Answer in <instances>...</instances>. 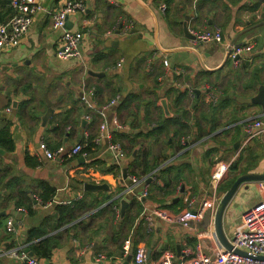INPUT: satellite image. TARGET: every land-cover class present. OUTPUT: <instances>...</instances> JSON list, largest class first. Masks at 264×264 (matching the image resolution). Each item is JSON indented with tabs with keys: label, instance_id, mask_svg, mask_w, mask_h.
Listing matches in <instances>:
<instances>
[{
	"label": "crops",
	"instance_id": "obj_1",
	"mask_svg": "<svg viewBox=\"0 0 264 264\" xmlns=\"http://www.w3.org/2000/svg\"><path fill=\"white\" fill-rule=\"evenodd\" d=\"M66 1L42 0L19 43L0 49V249L19 245L50 264H133L140 247L151 262L197 244L207 255L223 248L213 215L204 219L207 210L214 212L218 193L241 173H264L262 138L244 143V136L233 147L245 121L264 112L227 97L252 96L241 85L264 80L256 75L264 73V0H84L85 9L65 22L83 34L81 55L62 59L56 55L61 30L52 29L46 10ZM9 2L0 0L1 21L13 14ZM185 16L189 31H221V44L196 47L211 71L186 49ZM232 42H249L251 51L237 66L228 55L215 71ZM90 89L91 103H83ZM113 118L120 128H112ZM103 121L122 157L106 142L90 143L86 157L36 155L40 141L54 149L95 138ZM215 157L230 166L212 190ZM86 184L109 189L91 191ZM263 198L264 182L240 186L223 215L228 241L242 213ZM205 199L210 207L187 226L145 218L152 208L175 216ZM8 218L12 233L5 229ZM29 231L39 234L29 239ZM0 264L18 263L0 252Z\"/></svg>",
	"mask_w": 264,
	"mask_h": 264
},
{
	"label": "built area",
	"instance_id": "obj_2",
	"mask_svg": "<svg viewBox=\"0 0 264 264\" xmlns=\"http://www.w3.org/2000/svg\"><path fill=\"white\" fill-rule=\"evenodd\" d=\"M9 4L13 10V14L7 21L0 20V49L16 46L21 36L30 27L33 15L43 9L42 0H10ZM84 9V0H71L66 1L58 8L46 10L52 29L61 30L60 45L56 51V55L62 59L79 57L81 55L79 44L81 43L83 34L80 31L67 30L65 28V22L69 15L83 11ZM125 27H129V25H125ZM190 33L194 36L190 39L191 47H197V45L205 42L221 44L223 41L221 31L218 27L206 28L201 31L190 30ZM251 48L252 44L249 42L232 44L228 51L232 64L237 66L251 51ZM162 63L163 66H168L167 59H163ZM160 79L161 76L158 77V80ZM92 96L93 91L90 89L82 93L80 100L83 103L90 104L91 102L89 100ZM113 103L114 100H111L104 108L109 107ZM9 110L7 108V111ZM84 118L89 120L90 115L85 114ZM108 125L105 121L100 123L98 135L92 139V142L96 145L106 142V149L112 151L116 157H122L124 153L120 145L110 140L112 130L109 129ZM111 126L113 129H118L121 127V124L116 118H113ZM243 130L245 132L244 143L249 142L255 137H260L264 141V118L255 117L245 121ZM85 146V142H77L70 147L61 145L52 149L48 147L45 141H40L36 155L42 154L49 160H63L76 155L86 157L87 153L84 151ZM229 166L230 162L221 161L218 157L214 158L212 162L213 170L209 177L212 190L223 179ZM147 177L143 178L145 182ZM146 192L145 189L144 194ZM192 202V200L188 201L190 206ZM209 207L210 203L205 199L195 209L182 211L175 216L170 215L165 209L156 207L147 210L145 218L151 221L153 217H157L165 221H174L182 226H187L190 221L201 219ZM5 229L7 233L14 231L12 218L6 219ZM228 242L231 246L230 249L221 248L210 255L205 254L201 249V245L197 244L195 248L188 246L183 248L178 256L169 251L164 252L158 259L152 262L148 260L146 250L140 247L135 251L133 264H264V198L251 205L242 213L241 221L233 229L231 239ZM235 250H240L247 255L238 254ZM0 252L18 264H47L45 261L29 255L27 250L19 245L0 249ZM256 256H262L263 258H256Z\"/></svg>",
	"mask_w": 264,
	"mask_h": 264
},
{
	"label": "water",
	"instance_id": "obj_3",
	"mask_svg": "<svg viewBox=\"0 0 264 264\" xmlns=\"http://www.w3.org/2000/svg\"><path fill=\"white\" fill-rule=\"evenodd\" d=\"M189 17L185 16L184 21L182 22L183 25V31H184V36L188 39H192L194 36L190 33V31L188 30V22ZM234 44V42H232L230 44V46ZM230 46L226 49L225 55H224V59L221 63V65L218 66V68L215 69L218 70L221 67H223L227 56H228V51L230 49ZM187 50H191L193 51L199 58L200 64L203 66L204 69H206L207 71H211L213 69H208L203 62L200 60L201 56L199 51L196 49V47H187ZM214 55L213 52H208L206 53V56H212ZM227 70H229V68H227ZM260 72V73H259ZM256 73V75L259 77L260 74H264L262 71H259ZM252 87L251 88L249 85H245L242 84V88L247 91V92H252V96H248V97H241V96H236L233 97L232 94L228 95V98H234L235 101L239 102V103H246V104H257L260 106L261 110L264 112V80L263 82H259L258 80H254L252 82ZM255 90V91H254ZM208 92H210V90H208ZM162 106L164 107V109L167 111V104L165 102V100L163 99L162 101ZM245 136V132L243 131L240 136L238 137V139L234 142L233 147L234 148H238V146L241 144L243 138ZM252 182H264V173L262 172H246V173H241L240 175H238L236 177V179L233 181V183L230 185V187L225 191L222 192L220 191L218 193V198L219 201L216 205V208L214 210V212L212 213L210 210H207L206 212V217L204 219L209 221V218L211 217V215H213V226H214V231L216 234L217 239L219 240V242L221 243L223 248L226 249H230L231 246L223 232L222 229V221H223V215L225 212V208L227 207V205L232 201V199L234 198V196L236 195L238 189L240 188V186L242 184H247V183H252ZM245 189L247 188V185L244 186ZM86 189L91 190V191H96L98 189H105L108 190L109 187L104 184V185H97V184H86ZM243 195V194H242ZM123 204H125V201H122ZM123 209H121L122 211ZM16 213V212H15ZM212 213V214H211ZM236 253L241 254V255H247L246 253L240 251V250H235ZM29 255H32V252L28 253ZM179 254V252H178ZM177 254V255H178ZM256 258H263L262 256H256ZM47 262V261H46ZM47 264H50L47 262Z\"/></svg>",
	"mask_w": 264,
	"mask_h": 264
},
{
	"label": "trees",
	"instance_id": "obj_4",
	"mask_svg": "<svg viewBox=\"0 0 264 264\" xmlns=\"http://www.w3.org/2000/svg\"><path fill=\"white\" fill-rule=\"evenodd\" d=\"M92 91H93V89H92ZM95 93V90L93 91V94ZM80 143H83V142H85L86 143V146L84 147V151L88 154V147H90L89 145H90V143H92V138H90V137H88V139L87 140H82V141H79ZM232 168L234 167V165L233 166H231ZM149 167L146 165V164H144V169H148ZM104 212V210L102 211V213ZM101 213V214H102ZM65 215H67V217L69 216V214H68V212L67 211H65ZM39 234V231H29V239L30 238H32V237H34V236H36V235H38ZM46 240V239H45ZM39 244H43L44 245V247L46 246V244H45V241L44 240H41V241H39L38 242Z\"/></svg>",
	"mask_w": 264,
	"mask_h": 264
},
{
	"label": "rangeland",
	"instance_id": "obj_5",
	"mask_svg": "<svg viewBox=\"0 0 264 264\" xmlns=\"http://www.w3.org/2000/svg\"><path fill=\"white\" fill-rule=\"evenodd\" d=\"M254 141V140H253ZM213 162V161H212ZM212 164V163H211Z\"/></svg>",
	"mask_w": 264,
	"mask_h": 264
}]
</instances>
